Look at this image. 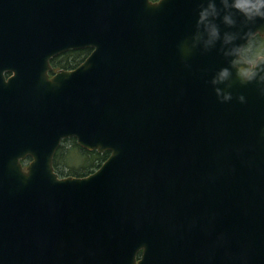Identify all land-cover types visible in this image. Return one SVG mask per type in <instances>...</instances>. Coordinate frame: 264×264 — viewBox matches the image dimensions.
<instances>
[{"label":"water","instance_id":"obj_1","mask_svg":"<svg viewBox=\"0 0 264 264\" xmlns=\"http://www.w3.org/2000/svg\"><path fill=\"white\" fill-rule=\"evenodd\" d=\"M236 2L0 0V264H264V8ZM70 136L110 155L60 177Z\"/></svg>","mask_w":264,"mask_h":264},{"label":"trees","instance_id":"obj_2","mask_svg":"<svg viewBox=\"0 0 264 264\" xmlns=\"http://www.w3.org/2000/svg\"><path fill=\"white\" fill-rule=\"evenodd\" d=\"M261 40V41H260ZM264 37L255 36L243 49V54L247 58H252L260 50L264 52ZM262 48V50H261ZM90 48H78L64 51L55 55L51 59L54 69L75 68L90 53ZM109 151L100 152L96 149H87L77 143L75 137L62 140L60 146L54 154L53 164L55 170L62 176L64 175H86L98 168L109 156ZM30 157L26 159L28 161Z\"/></svg>","mask_w":264,"mask_h":264},{"label":"clouds","instance_id":"obj_3","mask_svg":"<svg viewBox=\"0 0 264 264\" xmlns=\"http://www.w3.org/2000/svg\"><path fill=\"white\" fill-rule=\"evenodd\" d=\"M235 7L245 12L254 11L259 14L260 9L264 8V0H237ZM249 63L252 64V66L240 69V74L251 79L255 75V63L251 61ZM223 75H228L227 69L224 70Z\"/></svg>","mask_w":264,"mask_h":264},{"label":"rangeland","instance_id":"obj_4","mask_svg":"<svg viewBox=\"0 0 264 264\" xmlns=\"http://www.w3.org/2000/svg\"><path fill=\"white\" fill-rule=\"evenodd\" d=\"M260 41H261V40H260ZM261 43H264V41H262ZM261 50H262V48H261ZM262 51H263V50H262ZM258 55H264V52H260V50L257 51V53L254 55L253 59H255V57L258 56Z\"/></svg>","mask_w":264,"mask_h":264}]
</instances>
